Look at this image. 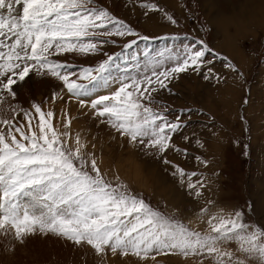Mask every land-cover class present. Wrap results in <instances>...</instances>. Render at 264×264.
Here are the masks:
<instances>
[{
	"label": "snow or ice",
	"instance_id": "snow-or-ice-1",
	"mask_svg": "<svg viewBox=\"0 0 264 264\" xmlns=\"http://www.w3.org/2000/svg\"><path fill=\"white\" fill-rule=\"evenodd\" d=\"M94 5L95 0H0V104L8 97L15 99L14 86L25 82L30 74L55 78L67 94L76 98L88 96L99 81L107 84L104 73L113 62L111 56L98 67H84L79 72L52 58L72 52L97 54L108 42H101L100 37L139 35L124 21ZM139 6L146 15L147 10H159L155 4ZM167 19L176 24L172 16ZM210 51L203 41H195L166 59L137 65L135 74L129 75L126 70L115 80L117 89L90 101L102 123L106 122L145 159L155 157L171 166L173 176L197 198L204 196L207 178L187 173L165 158L169 152L180 153L173 136L184 127V110L176 113L174 120L169 119L171 110L157 100L156 94L162 90L171 94L169 85L183 73L203 74L205 80L219 82L220 77L211 69L202 73ZM227 67L237 71L231 63ZM73 76L77 79H71ZM57 98L63 99L59 93H52V99ZM80 103L84 107L86 102ZM32 107L39 118L38 132L31 123L33 113L24 112L29 121L27 132L24 125L0 119V124L8 127L6 133L0 129V231L5 235L12 233L23 244L29 236L51 234L77 246L86 243L97 254L110 250L113 256L131 254L141 260L171 253L197 258V264H264V225L245 222L243 210L213 215L203 233L191 230L134 196L119 175L113 184L97 159L82 151L79 136L78 147L73 149L68 144L69 133L54 128L50 122L53 111L45 112L38 104ZM12 111L18 109L13 107ZM14 133H19V139ZM184 139L189 141L187 136ZM196 144L203 147L198 139ZM195 159L208 166V161L199 156ZM233 243L235 249L230 247Z\"/></svg>",
	"mask_w": 264,
	"mask_h": 264
},
{
	"label": "rangeland",
	"instance_id": "rangeland-1",
	"mask_svg": "<svg viewBox=\"0 0 264 264\" xmlns=\"http://www.w3.org/2000/svg\"><path fill=\"white\" fill-rule=\"evenodd\" d=\"M140 2L154 4L155 0H95L94 5L106 9L112 16L124 21L139 34L138 36L100 37L101 42L104 40L108 42L102 44L101 50L97 54L72 52L52 57L60 63L71 66V71L79 72L84 67H98L100 63L111 56L113 62L109 70L104 73L107 84L104 81H99L95 88L89 85L92 88L89 95L76 98L67 94L62 82L55 78L37 77L30 74L29 77H26L25 82L14 86L17 88L16 98L8 97L6 102L0 104V119L11 120L17 126L24 125V130L27 132L29 121L25 119L24 112L33 113L31 123L38 132L39 118L35 116L32 106L38 104L45 112L53 111L54 116L50 122L54 128H58L60 132L67 131L69 133L67 140L73 149L78 147L76 137L79 136L84 145L82 151L97 159L102 172L107 174V178L113 184L116 183L115 176L119 175L120 181L128 185V190L134 196L143 199L152 209L173 220H178L191 230L203 233L208 229L207 222L213 215H228L234 212L233 209L236 207L245 213V222L264 225V66L261 64V69L256 66L252 69L255 56L251 55L252 57L248 58L243 43L239 42L240 38L242 41L251 40L248 37H251L252 32H244L245 37L238 33L234 35L231 33L234 25L226 22V27L224 26L222 31L225 28H229V30L224 33L227 35H224L223 44L220 42L224 46L216 43L215 36V43L219 46L213 47L214 50H220L217 55L227 54L232 60L238 62L241 66L238 69L244 73L241 77L249 79L252 77L253 81L250 83H244L243 86L237 73L225 68L216 69L215 67L218 65L216 62L210 67H212V74L220 77L219 82L214 79L211 82H202L197 75L192 79L180 74L181 80L178 83L173 81L171 84V94L166 90L156 94L158 95L157 100L171 110L168 112L169 119L174 120L176 113L184 110V114L181 115L184 127L173 136V143L180 148V153L169 152L165 158L171 160L173 164L179 165L187 173L196 172L198 177L207 178L206 190L202 198L188 193V190L179 182V178L173 176L171 166L162 164L155 157L145 159L139 150L134 149L126 139L121 138L106 122L102 123L103 118L97 117L95 111L91 109L90 101L98 95H107L117 89L118 85L115 80L125 75L126 70L129 75L135 74L133 69L137 65L142 67L149 61L166 59L169 56L166 54L163 57L164 41L157 36L165 32L161 30L163 27L155 29L156 27L153 26L155 17H150V22H148L149 19L146 22L141 20L140 26L139 20L135 19L137 13L140 12L142 16L146 11L139 6ZM157 5L161 6L160 3ZM236 6L237 4L233 8L236 9ZM239 7L242 8V5ZM133 10L134 12H132ZM151 11L147 10V12ZM182 11L184 14L183 8ZM164 15L171 16L168 12ZM139 18L137 17V19ZM188 21L192 24L193 18H189ZM142 22L145 23L143 25L146 29L142 27ZM132 23L141 30L135 29ZM212 26L216 28L215 25L212 24ZM185 29L190 28L186 27ZM242 29L244 31L245 27ZM235 30L238 32L237 29ZM222 31L220 28V32ZM146 33L153 36V40L145 41L139 38L147 36ZM188 40L194 42L191 39ZM132 41L135 43L131 48H127L126 45ZM150 43H152V47L145 57L144 46L148 48L147 44ZM240 56H244L243 65L240 63ZM230 72L232 77L229 76ZM71 79L76 80L77 77L73 76ZM227 80H233L232 86L234 85L233 88L236 90L233 91L232 88L226 93V96L224 94L221 96L222 87L227 85ZM79 82L87 84V81ZM52 93H59L63 99L53 100ZM93 93L95 94L93 95ZM228 93H232L231 97ZM225 97L229 98L223 99ZM80 100L86 102L84 107H81ZM233 105L234 107H232ZM13 107L18 111L13 112ZM153 107L156 106L153 105ZM223 109L225 110L223 111ZM157 110L162 111L163 109ZM0 129L5 133L8 131V127L3 124H0ZM215 129L225 131L220 132L221 130H219L217 133L213 131ZM14 134L19 139V133ZM186 136L189 137V141L184 139ZM197 139L203 144V147L196 144ZM197 156L208 161V166L200 164L195 159ZM155 181L157 182L155 183ZM183 183L186 184L187 181L185 180ZM171 186L172 190L169 189ZM156 187L161 189L164 187V189L158 190ZM212 193L215 197L212 196ZM206 201H210V203H206ZM174 206L181 207L185 214L193 215L190 218L195 219L198 223L197 226L187 221L188 219L182 215V211L174 210ZM0 264H197V258H184L169 253L156 255L155 260L151 258V255L147 259L141 260L131 254L127 257L119 254L113 256L110 250L97 254L86 243L77 246L64 238L51 234L29 236L21 244L15 240L12 233L5 235L3 231H0ZM205 264H211V262L205 261Z\"/></svg>",
	"mask_w": 264,
	"mask_h": 264
},
{
	"label": "crops",
	"instance_id": "crops-1",
	"mask_svg": "<svg viewBox=\"0 0 264 264\" xmlns=\"http://www.w3.org/2000/svg\"><path fill=\"white\" fill-rule=\"evenodd\" d=\"M140 3H142V2H140ZM158 3H160V5L162 7L157 5ZM176 3H178V4H176ZM154 4H156V6L158 7L159 10H152L151 12H147V15L144 14L142 16L140 15V12H139V13H137V17L138 18L141 17V18L137 19V17L135 16L136 17L135 19L139 20V26H140L141 20L146 22L147 19H149L148 21L150 22V17L151 18L155 17V22L153 23V26L156 27L155 29L157 30L160 27L161 28L163 27V29H161V30H164L162 32H165V33L157 36V37H161L162 40L164 41V45L162 47V50L164 51L163 57L166 56V54L172 55L176 51H180L184 47L183 46L184 44L186 46V45H192L195 41H203L211 49V51L206 55L205 59H206L207 63L204 64L203 69H202V73H208L209 69L212 70V67H210V65L217 62L218 65H216V67H215L216 69H218V68L229 69L227 67V65H228V63H231L232 65L235 66V68L237 70L234 73H237L238 75L240 73L244 74L243 71L238 69V67H241L238 64V62L232 60V58L230 56H228L227 54L221 53L220 55H217V53H219L218 51H220V50H217V49L214 50V48L216 46H219L221 44L220 42L223 41L224 35H227L224 33H227V30H229V28H225L222 32H220L217 28L212 26V22H210L209 20H212L214 18L217 20L219 17H224L225 14L226 15L228 14L229 17L230 16L232 17V15H231L232 13H233V15H237L240 17L244 16L245 19L246 18L247 19L257 18L258 17L257 14L250 16V14L254 10L253 8H255V5H256L255 0H250L249 2L247 0H159L158 2L155 0ZM236 4H237V6L235 9V8H233V6ZM239 5H242L243 9L241 7H239ZM182 8L185 10L184 14H182V12H183ZM240 11H241V13H239ZM132 12H134V10ZM166 12L170 13L171 16H173V18L176 20V24H172L167 19V16L164 15V14H166ZM263 14H264V12L262 13V17H264ZM132 17H133V15H132ZM159 17H160V20H159ZM189 18H193L192 24H190V22L188 21ZM144 22L141 23L143 28H145L143 25V24H145ZM132 25L135 26L136 24L132 23ZM248 25L250 26V23L245 26L246 32H247V28H249ZM186 27H188L190 29L184 30V28H186ZM135 29H140V28L135 26ZM161 30H159V31H161ZM235 31H234V29H232L231 33H233L234 35L237 34L238 32H235ZM247 33H249V32H247ZM242 34L244 35V32ZM146 35L148 37L151 36L147 33H146ZM215 36H216V43H219V45L215 43ZM228 36H230V35L228 34ZM256 36H257V38L255 39ZM152 37L153 36H151V38L149 40H153ZM186 38L191 39L194 42H191L190 40H188ZM248 38H250L251 40L245 39L242 41V39L240 38L239 42L241 44L243 43V45L245 47V51H246V52L245 51L244 52L247 54L248 58H251L253 55L255 56L254 63H252L253 64L252 69L255 66L259 67L261 69L262 67H260V65L262 64V66H264V24H261L259 26V28L257 29L256 35L254 33L253 34L251 33V37L249 36ZM185 40H188V41L186 42ZM147 45H148V48L146 46H144V49H143L144 52H148L150 50V48L152 47V43L147 44ZM154 45L155 44L153 42V46ZM222 46H224V45H222ZM154 47H153V50H154ZM215 55H217V56H215ZM137 61H139V60L137 59ZM182 75L184 77H189V78L191 77L192 79H193V77H195L197 75L198 78L202 82H211V80H212V79L205 80L203 74L183 73ZM229 76L232 77L231 72H230ZM239 76H240L241 83L243 84V86H244V83H250L251 81H253L252 77H251V79H249L247 77L246 78L241 77V75H239ZM180 80H181V78L178 77V79L174 80V82L178 83ZM232 81L233 80H227V83H226L227 85H224L222 87L223 88V94H226L228 92V90H231L234 87V85L232 86V84H234V82H232ZM171 84L169 85V87H172ZM235 90L236 89L233 88V91H235ZM174 95H176V94H174ZM157 96L158 95H156V97ZM219 130H221L220 132L225 131L223 129H215L213 131L218 133ZM233 210L236 211V210H238V208L236 207ZM232 213H234V212H232ZM230 247L232 249H235L236 245L231 244Z\"/></svg>",
	"mask_w": 264,
	"mask_h": 264
},
{
	"label": "bare ground",
	"instance_id": "bare-ground-1",
	"mask_svg": "<svg viewBox=\"0 0 264 264\" xmlns=\"http://www.w3.org/2000/svg\"><path fill=\"white\" fill-rule=\"evenodd\" d=\"M248 1H250V0H248ZM255 2H256V5H255V8H254V12L253 13H251L250 14V16L251 15H254V14H257L258 15V17L257 18H253V19H245L244 18V16H237V15H233V13H232V17L230 16L229 17V15L227 16L226 14H225V16L224 17H219L217 20L216 19H212V20H209L210 22H212V24L213 25H215L216 26V28L220 31V28H221V31H222V28L225 26L226 27V22H227V24H232V25H234V29H237L238 30V33L239 34H242L243 32H246V29L243 31V27H245L247 24H249L250 23V26H249V28H247V32H249V33H256V30L259 28V26L261 25V24H264V17H262V13L264 12L263 10H264V0H255ZM133 4V3H132ZM256 10V11H255ZM257 10H258V13H257ZM235 11V10H234ZM237 12V11H236ZM260 12V13H259ZM129 13V12H128ZM235 13V12H234ZM239 13H241V11L239 12ZM264 15V14H263ZM208 16V15H207ZM219 16V15H218ZM229 17V18H228ZM214 18V17H213ZM149 22V21H148ZM148 24V23H147ZM237 32V31H236ZM243 35V34H242ZM243 36H245V35H243ZM227 39V38H226ZM224 42H226L225 40H224ZM223 44V43H222ZM221 44V45H222ZM226 46H228L227 44H226ZM229 46H230V44H229ZM235 46V45H234ZM236 47H238L237 45H236ZM226 48V47H225ZM229 48V47H228ZM227 48V49H228ZM232 48H234L233 46H232ZM235 50H237V49H235ZM231 51V50H230ZM234 51V50H233ZM228 52V51H227ZM232 52V51H231ZM235 53V52H234ZM232 54V53H231ZM235 56V55H234ZM239 59H240V63L243 65L244 63V56L242 57V56H240L239 57ZM246 64V63H245ZM247 65V64H246ZM103 89V88H102ZM105 91V90H104ZM211 91H213V90H211ZM230 90H228V92H229ZM94 92H95V90H94ZM96 92H98L97 90H96ZM95 93H93V95H94ZM210 94V93H209ZM229 94V93H228ZM230 94H232V93H230ZM229 94V95H230ZM225 96H226V94H224ZM216 96V95H215ZM220 96V95H219ZM221 96H223V92H222V95ZM204 97V96H203ZM230 97H231V95H230ZM229 97H225V98H223V99H228ZM218 99V98H217ZM222 99V98H221ZM209 100V99H208ZM196 101V100H195ZM225 102H226V100H224ZM234 101V100H233ZM89 102V101H88ZM208 102V101H207ZM206 103V102H205ZM212 103V102H211ZM211 103H209L210 105H211ZM217 104H219L218 102H217ZM205 105V104H204ZM207 105V104H206ZM222 105H224V104H222ZM217 106V105H216ZM225 106V105H224ZM227 106V105H226ZM230 106V105H229ZM213 107V106H212ZM232 107H234V105L232 106ZM222 108V107H221ZM225 109H226V107H225ZM225 109H223V111L225 110ZM231 111H232V109H231ZM227 113H229V112H227ZM234 115V114H233ZM250 115V114H249ZM222 116V115H221ZM227 116V115H226ZM231 116V115H230ZM230 118V117H229ZM231 118H233V117H231ZM65 119V118H64ZM223 120V119H222ZM225 120V119H224ZM223 120V121H224ZM228 126V125H227ZM229 127V126H228ZM254 129V128H253ZM223 138V137H222ZM222 140V139H221ZM133 147V146H132ZM201 149V148H200ZM213 150V149H212ZM192 153V152H191ZM219 154V153H218ZM130 159H132V158H130ZM118 164V163H117ZM152 165V164H151ZM121 166V165H120ZM155 167V166H154ZM117 168H118V166H117ZM152 170H153V168H152ZM151 170V171H152ZM153 173H154V171H152ZM151 172V173H152ZM154 178V177H153ZM155 180H157V179H155ZM161 180V179H160ZM163 180V179H162ZM164 181V180H163ZM152 182H154V181H152ZM157 181H155V183H156ZM178 183V182H177ZM173 184V183H172ZM154 185V184H153ZM156 186H158L157 184H155ZM154 185V186H155ZM174 187V186H173ZM158 190L159 189H161V188H159V187H156ZM164 189V187L161 189V190H163ZM169 189H171L172 190V186H171V188H169ZM167 190V189H166ZM187 190V189H186ZM160 192V191H159ZM164 192V191H163ZM162 192V193H163ZM173 192H174V190H173ZM161 193V192H160ZM164 193H166V192H164ZM164 193L162 194V195H164ZM170 193V192H169ZM220 194V193H219ZM160 195V194H159ZM169 195V194H168ZM171 195V194H170ZM212 196L213 197H215L214 196V193H212ZM169 197H171V196H169ZM174 197V196H173ZM179 199V198H178ZM169 200V199H168ZM176 201V200H175ZM173 206V205H172ZM176 206V205H175ZM174 206V207H175ZM178 206V205H177ZM174 210H178V211H182L183 209L181 208V207H175V208H173ZM172 209V210H173ZM183 212V211H182ZM181 214V213H180ZM186 219H188L187 221H189L192 225H196L197 226V222L195 221V219L194 218H190V217H193V215L191 216V214H185L184 212H183V214H182ZM186 215V216H185ZM206 222V221H205ZM199 226H201V225H199Z\"/></svg>",
	"mask_w": 264,
	"mask_h": 264
}]
</instances>
